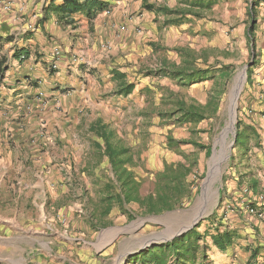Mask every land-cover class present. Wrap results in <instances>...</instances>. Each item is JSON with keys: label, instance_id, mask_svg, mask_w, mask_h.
Wrapping results in <instances>:
<instances>
[{"label": "rangeland", "instance_id": "374dc122", "mask_svg": "<svg viewBox=\"0 0 264 264\" xmlns=\"http://www.w3.org/2000/svg\"><path fill=\"white\" fill-rule=\"evenodd\" d=\"M155 2L165 3L164 0ZM245 3V36L239 39L228 32V36L223 33L215 45L211 42L215 35L213 29L207 30L208 26L204 29L201 23L197 24V20L191 26L190 23L164 26L162 18L156 21L152 15L134 10L125 22L115 23L119 31L113 29L115 37L103 40L99 54L93 57L100 71L96 70L97 79L90 85L94 95H89L83 104L76 107V112L60 103L51 105L48 98L35 103L31 97L32 105L28 106L33 111L27 110L28 106L14 105L16 102L0 78V87L3 85L7 93L0 95L3 96L0 98L3 100L0 103V222L3 217L12 219L18 212L20 219L27 222L23 227L31 231V235L36 234V230H45L50 222H54L61 240L63 236H69L70 231L77 239L74 242L76 252L70 248L75 263L125 264L129 255L144 247L149 239L154 238L153 242L164 244L166 239L179 234L199 217L202 219L193 229L201 225L200 232L207 229L213 232L216 224L213 222L216 221L221 224V229L235 230L241 236L228 254L216 248L210 251L214 264H264V260L260 261L264 259V250L256 261H252L248 257L250 252L246 251L248 245L263 246L264 249V222L255 218L259 224H251L248 213L247 217L239 215L241 210L247 212L242 203L246 185L251 186L256 181L258 191L264 196V29L261 28L263 21L257 14L255 40L258 66L254 69L251 83H248V70L246 80L242 72L255 61L256 53L247 35L252 19L248 15L250 3ZM166 4L176 6L174 0H168ZM238 7L240 3L237 0H225L216 8L215 19L228 12L229 22H234ZM209 17L212 19L213 15ZM224 22L222 17L221 23L227 24ZM177 48H191L197 52L209 50L210 63L217 59L235 67L218 115L199 124L180 123L176 120L177 116L170 118L162 114L172 111L169 100L174 98L172 94L189 103L206 104L215 93L212 81L183 88L169 77L148 76L147 73L156 71L163 60L179 64L181 59L175 51ZM226 51L229 57L224 58L222 54ZM1 52L3 50H0V60L4 58ZM33 56L35 64L43 57L38 51ZM22 69L24 74L30 72L26 67ZM114 69L125 72L127 81L135 84L136 89L129 97L116 94L118 86L109 77ZM3 74L0 72V76ZM235 90L241 92L237 102L236 126L240 120L246 125L252 126L253 123L262 136L261 147L256 146L251 136V150L246 155L242 154L241 148L235 147L233 135L229 134L231 130L226 132L231 127L229 116L232 115V108L229 115V107L232 103L236 107L232 99ZM99 119L115 130L123 144L133 150L136 166L131 169L137 179L143 181L142 196L153 192L154 176L163 170L164 164L181 162L184 154L197 162L190 181L195 182L199 194L191 203L185 202L182 208L159 216H142L137 204L127 206L135 215V220L131 222L115 205L104 221L110 224L109 227L100 231L91 227L93 216L103 210L106 186L116 181L108 159L93 147L97 137L90 127ZM224 134L225 147L232 145V151L227 153V159H215L216 166L206 197L199 203L212 150L215 145L217 150L225 148L224 137L223 140L219 138ZM169 138L179 141V145L170 148ZM208 150H211V155ZM37 183L44 185V192H30L29 186ZM38 193V208L26 206L34 195L39 196ZM257 207L259 212L264 213V198ZM117 227L123 229H120L121 234L115 244L102 249L104 234L115 231L113 228ZM208 241L211 243L210 239ZM68 251L63 252L68 254Z\"/></svg>", "mask_w": 264, "mask_h": 264}, {"label": "trees", "instance_id": "16d2710c", "mask_svg": "<svg viewBox=\"0 0 264 264\" xmlns=\"http://www.w3.org/2000/svg\"><path fill=\"white\" fill-rule=\"evenodd\" d=\"M119 1L121 0H62L58 6H55L54 1L50 13H45L42 21H46L54 15L56 22L60 26L67 27L74 25L75 15L82 14L90 22L104 12H110L114 3ZM176 1L177 5L174 8L157 3H149V0H144L142 7L145 11L154 13L157 19L162 18L164 26H180L187 19L203 18L204 12L211 10L217 3L213 0H208L207 2L204 0ZM263 2L264 0H252L248 14L252 19V23L248 28L247 35L249 41H251V48L256 53V55L254 54L256 59L252 61L248 69V83H251L254 69L258 66L259 54L257 55V42L255 40L257 19L255 17L257 16L256 9ZM157 19L156 21H158ZM175 51L181 59L179 64L163 60L156 71L147 72L148 76L169 77L183 88L212 81L215 93L204 105L196 101L186 102L172 94L174 98L169 100L173 109L162 115L170 118L177 116L176 120L180 123L190 124H199L215 117L219 113L223 96L235 73V67L217 59L215 62L210 63L211 51L209 50L197 52L191 48H177ZM222 55L224 58L229 57L227 51L223 52ZM16 58L22 63L30 58V54L22 51L16 55ZM6 70L4 62H1V74ZM112 80L118 86L116 94L121 97H129L136 89L134 83L127 81L126 73L113 70ZM260 102H263V100ZM236 128L235 147L241 148L242 154L246 155L251 150V136L254 138L257 147L262 146L261 133L254 125H246L240 120ZM90 131L97 137V140L93 141L94 149L108 159L116 178L115 182L106 186L107 193L102 199L103 210L98 215L93 216L91 226L97 231L109 227L110 224L104 221L110 216L115 205L120 207L122 214L126 215L131 222L135 220V215L127 206L137 204L142 216H159L182 208L185 202L191 203L194 197L199 194L196 190L195 182L190 181L191 173L197 162L184 154L181 162L165 163L163 170L154 176L153 192L142 196L143 181L138 180L131 169L136 166L133 150L125 146L115 130H112L100 119L91 125ZM192 144L199 149H204L203 146L197 143ZM168 145L170 148H175L179 145V141L169 138ZM207 152L211 155V150ZM246 187L249 189L250 195L244 197L248 200L247 202H252V207L257 208L262 201L260 200L261 193L257 189L256 181L251 186L246 185ZM217 221L221 222L218 218ZM213 223H216L213 226L214 228H212L213 232L208 229L200 232V225L170 242L154 245L129 256L125 264H214L210 251L216 248L219 252L228 254L230 250L234 249L235 241L240 239L241 236L235 230L229 228L221 229V224L216 221ZM208 239H210L211 243ZM262 247H254L252 245L246 247V251L251 254L250 259L252 261L261 255L264 250Z\"/></svg>", "mask_w": 264, "mask_h": 264}, {"label": "crops", "instance_id": "0c3cea01", "mask_svg": "<svg viewBox=\"0 0 264 264\" xmlns=\"http://www.w3.org/2000/svg\"><path fill=\"white\" fill-rule=\"evenodd\" d=\"M54 1L55 6L60 5L62 2V0H21L20 4L16 5V12L20 5L24 6L20 15L0 13V50H3L1 54L4 57L0 60V63L4 62V68H7L0 78L3 84L8 87V92L16 102L14 105L20 104L23 108L32 105V100H29L31 97H33L35 103L48 98L50 100L49 104L59 105L60 103L63 107L76 112V107L83 104L89 95H94L90 85L95 82L93 80L97 79L100 71L98 70L99 64L93 57L99 54L103 40L115 37V31L111 25L116 22H125L124 20L128 15L138 9L143 13L152 15L154 19L157 18L154 13L143 9L144 0H134V2H132L133 0H121L114 3L110 12L98 15L93 21L89 22L84 15L77 14L74 16V25L63 27L56 22L54 15L46 21H42L45 13H50ZM164 1V4L159 5L170 7L166 4L168 0ZM174 1L177 5V1ZM204 1L207 2L208 0ZM213 1L217 3L211 10L204 12L203 18L187 19L180 26L189 23L191 26L192 22L196 20L197 24L201 23L204 29L208 26L206 29H213L215 33L211 41L214 45L216 40L222 38V34L227 32L235 38L242 39L245 36L246 29L244 8L247 10V4H244V2L248 1V4L251 5L252 0H237L240 3L239 12L235 14L236 20L232 23L229 22L230 15L228 12L224 16L223 14L219 15L217 20L215 19L216 8L218 9L224 4L225 0ZM149 3L156 2L155 0H149ZM256 14L261 17L263 21L261 28L264 29V2L256 9ZM211 15H213L212 19L209 17ZM15 16H18V18H15ZM222 17L227 24L221 23ZM35 20H38L39 24ZM30 25L36 26L34 31L29 29ZM51 37L53 39L49 40ZM56 46L61 47L63 57L58 69H53L51 67L52 50ZM22 51L28 52L30 58L21 63L16 55ZM37 51L43 57H40L38 64H35L36 58L33 59V55ZM4 53H8V56ZM75 57L78 58L76 63L73 61ZM25 67L30 71L29 73H23L22 68ZM96 70L98 73H96ZM114 70L125 73L120 69ZM109 77L112 80V73ZM6 94V89L2 85L0 95ZM2 97L0 96V98ZM2 101L1 99L0 103ZM27 110L33 111L30 106ZM44 188V185L39 183L29 186L30 192L35 193L38 191L44 192ZM38 195H34L33 200L26 206L31 207L32 205L34 208H38L40 193ZM18 205L19 203L16 204V208H18ZM239 215L247 217V212L244 213L241 210ZM20 218L18 212H16L12 219L3 217L2 222H0V264H77L72 260L73 256L70 253V248L76 252L74 242L77 241L76 238H73L71 231L69 236H63V240H61L58 227L55 226L54 222H50L45 227L46 231L36 230V234L31 235V231H26L23 227L27 222ZM250 222L251 224H259V222H255V218L252 216ZM85 225L87 226V223ZM120 229L123 228H113L115 231L110 233L105 230L106 234L103 236L102 249H107L115 244L121 234ZM65 247L68 248L64 249ZM63 251H68V254ZM263 260L260 259V261Z\"/></svg>", "mask_w": 264, "mask_h": 264}, {"label": "water", "instance_id": "95a60500", "mask_svg": "<svg viewBox=\"0 0 264 264\" xmlns=\"http://www.w3.org/2000/svg\"><path fill=\"white\" fill-rule=\"evenodd\" d=\"M250 66H251V64H248L244 68V70L242 72V74L244 75L245 80H246L247 70L250 68ZM240 94H241V92H238V94L236 96V107H234V105H233L234 103H232L230 105V107H229V115H230V109L232 108V115L229 116V119H230L229 122H231L230 123L231 124V127L229 129L231 131L229 132V134L232 133L233 139H234V141H233L234 144L236 143V136H237L236 135L237 134V132H236V123H237L236 122V119H237L236 113H237V102H238V99L240 97ZM224 130H223V132H224ZM234 130H235V132H234ZM223 132L221 133V135L223 134ZM221 135H220V137H221ZM225 141H226V137H224V140H223L224 147H225ZM229 151H232V145H228L223 150H217L216 145H215V148L212 150V155L210 157L211 160H210L209 172L207 174V177L205 179L204 186H202V189H201V192H200V195H199V203L206 197L207 187L209 188V186H208L209 185V180L211 179V174L214 172V166H216L214 164L215 159L218 158V160H219V158L221 159V157H225V159H227L228 157L226 155H227V153ZM217 192H219V190ZM168 213H171V212H168ZM201 219L202 218H199L198 217L197 220L195 222H193V224L191 226L186 227L183 231H181L179 234L175 235L174 237H172L170 239H166L164 241V243L170 242L173 239H175L176 237L183 236L187 232L191 231L200 222ZM153 240H154V238L149 239L144 247H142L140 250L136 251L135 253L130 254L129 256L134 255V254H137V253L141 252L142 250L148 249L149 247H152L154 245L162 244V243L153 242Z\"/></svg>", "mask_w": 264, "mask_h": 264}, {"label": "built area", "instance_id": "2783aa9c", "mask_svg": "<svg viewBox=\"0 0 264 264\" xmlns=\"http://www.w3.org/2000/svg\"><path fill=\"white\" fill-rule=\"evenodd\" d=\"M20 1L21 0H0V13L1 14H16V15H20L23 12L22 10L24 8V6L20 5V7L17 8V12H16V5L20 4ZM15 18H18V16H15ZM111 26L113 27V29L115 31H119V27H117L115 23H113ZM29 29L31 31H34L35 30V26L34 25H30ZM62 57H63V51H62L61 47H59V46L54 47L53 50H52V61H51V67L53 69H58L60 61L62 60ZM73 61L77 62L78 59L74 58ZM243 195L246 196V197L250 195L249 189L247 187H244ZM263 198H264V196L261 195L260 196V200L263 201ZM247 201L248 200L245 198V200H243V202H242L246 206L247 213L250 216H252V217L264 222V213L259 212L260 210L258 209V207L257 208L252 207V205H251L252 202H251V204H249L250 202H247Z\"/></svg>", "mask_w": 264, "mask_h": 264}, {"label": "bare ground", "instance_id": "6f19581e", "mask_svg": "<svg viewBox=\"0 0 264 264\" xmlns=\"http://www.w3.org/2000/svg\"><path fill=\"white\" fill-rule=\"evenodd\" d=\"M244 80H245V78H244ZM238 90H235V94H234V97L232 96V99H234L233 101L236 103V96H237V94H238ZM229 129H230V127H229ZM228 128H227V130H226V132L229 130ZM226 134H224L222 137H220V140H223L222 138L225 136Z\"/></svg>", "mask_w": 264, "mask_h": 264}]
</instances>
